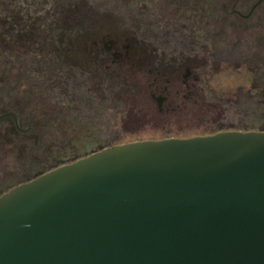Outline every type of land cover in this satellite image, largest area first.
Instances as JSON below:
<instances>
[{"label": "water", "instance_id": "obj_1", "mask_svg": "<svg viewBox=\"0 0 264 264\" xmlns=\"http://www.w3.org/2000/svg\"><path fill=\"white\" fill-rule=\"evenodd\" d=\"M0 264H264V129L120 143L15 186Z\"/></svg>", "mask_w": 264, "mask_h": 264}, {"label": "flooded vegetation", "instance_id": "obj_2", "mask_svg": "<svg viewBox=\"0 0 264 264\" xmlns=\"http://www.w3.org/2000/svg\"><path fill=\"white\" fill-rule=\"evenodd\" d=\"M80 3L72 21L55 14L69 0H0V196L88 155L83 120L103 82L115 89L129 77L131 88L141 77L163 113L197 103L209 72L264 73V2L128 0L125 27L102 24L98 2ZM63 71L83 88V106Z\"/></svg>", "mask_w": 264, "mask_h": 264}, {"label": "rangeland", "instance_id": "obj_3", "mask_svg": "<svg viewBox=\"0 0 264 264\" xmlns=\"http://www.w3.org/2000/svg\"><path fill=\"white\" fill-rule=\"evenodd\" d=\"M69 1L73 4L69 11L57 9L55 14L59 18L70 14L71 20L75 21L81 15L82 0ZM87 1L101 4L99 13L105 26L125 27L130 23L128 0ZM118 73L122 74L120 71ZM61 74L65 75L63 79L70 85V92L73 91L71 101L83 106V88L66 82L71 80L66 76H72L73 73L63 71ZM133 78L137 86L131 88L126 87L131 81L129 77L119 79L115 89L107 87L102 81L95 89L99 90L97 95L89 98L92 105H88L90 113L83 120L85 129L82 131L91 134V138L83 140L86 146L84 150L88 149L86 154L90 153L89 147L97 151L136 140L192 137L225 130L264 129V104L255 102L256 99H264V73L260 71L209 72L208 81L202 82V88L199 87L197 103L183 105L179 101L174 102L172 107L175 109L163 113L158 111L145 92L141 85L142 78ZM249 93L257 96L250 99Z\"/></svg>", "mask_w": 264, "mask_h": 264}, {"label": "trees", "instance_id": "obj_4", "mask_svg": "<svg viewBox=\"0 0 264 264\" xmlns=\"http://www.w3.org/2000/svg\"><path fill=\"white\" fill-rule=\"evenodd\" d=\"M253 128H250V129H248V130H252ZM216 132H218V131H216ZM212 133H215V132H212Z\"/></svg>", "mask_w": 264, "mask_h": 264}]
</instances>
